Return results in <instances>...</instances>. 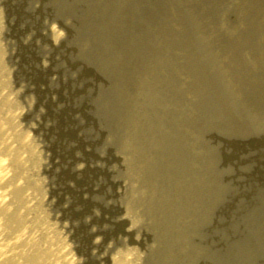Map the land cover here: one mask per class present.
<instances>
[{
	"label": "rangeland",
	"instance_id": "obj_1",
	"mask_svg": "<svg viewBox=\"0 0 264 264\" xmlns=\"http://www.w3.org/2000/svg\"><path fill=\"white\" fill-rule=\"evenodd\" d=\"M1 1L14 101L78 264H264L260 0H18L15 17Z\"/></svg>",
	"mask_w": 264,
	"mask_h": 264
},
{
	"label": "bare ground",
	"instance_id": "obj_2",
	"mask_svg": "<svg viewBox=\"0 0 264 264\" xmlns=\"http://www.w3.org/2000/svg\"><path fill=\"white\" fill-rule=\"evenodd\" d=\"M17 1L8 0L7 9L3 10H7L11 16L14 14L15 17ZM45 1L47 0H43L41 11L45 10ZM3 3L0 0V5L3 6ZM257 8L258 12L264 10V0L260 1ZM33 13L36 14L35 11ZM1 20L2 15H0V26H2ZM262 24L259 33L262 31L264 33V15ZM52 30L57 36V30L54 27ZM1 39L0 30V264H71V262L78 264V259L74 258L73 253L77 254L78 248L71 245L70 228L66 231V226L61 220L63 214L58 215L54 206L50 207L47 203L49 196L45 192V174L41 171L40 162L43 146L35 141L29 131L31 128H28L21 117L19 103L14 101L17 97L13 93L19 92L20 88L11 85L15 72L11 62L8 61L7 50H4ZM58 47L60 46L54 47L53 50L57 51ZM99 90L102 91L101 88ZM54 94L57 99L59 97L57 92L55 91ZM56 103L53 101L50 104L55 106ZM68 109L67 107L64 110ZM49 130L54 132L52 126ZM64 141L69 143L72 140L66 138ZM71 147L80 151L86 150L81 141ZM248 147L253 150V154L252 148L259 147L264 150V137H260L257 144L249 143ZM258 155L259 153L256 152L254 158ZM254 198L259 199L253 196L252 199ZM71 205L72 203L69 207ZM65 208L67 207L64 205L61 209L65 212ZM73 212L75 211L71 214ZM87 250L90 252L89 248ZM113 258L118 257L113 256L112 261ZM260 259L261 257H258V260ZM100 260L101 258L93 253L89 263L105 264L104 260L103 262Z\"/></svg>",
	"mask_w": 264,
	"mask_h": 264
},
{
	"label": "water",
	"instance_id": "obj_3",
	"mask_svg": "<svg viewBox=\"0 0 264 264\" xmlns=\"http://www.w3.org/2000/svg\"><path fill=\"white\" fill-rule=\"evenodd\" d=\"M258 258V257H257ZM256 259V258H255Z\"/></svg>",
	"mask_w": 264,
	"mask_h": 264
}]
</instances>
